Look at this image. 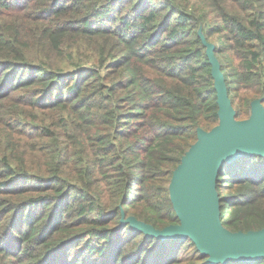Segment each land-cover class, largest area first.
Segmentation results:
<instances>
[{
  "label": "trees",
  "instance_id": "1",
  "mask_svg": "<svg viewBox=\"0 0 264 264\" xmlns=\"http://www.w3.org/2000/svg\"><path fill=\"white\" fill-rule=\"evenodd\" d=\"M199 33L235 118L264 107V0H0V264H203L121 224L178 223L172 173L218 123ZM216 190L226 229L264 228V157Z\"/></svg>",
  "mask_w": 264,
  "mask_h": 264
},
{
  "label": "water",
  "instance_id": "2",
  "mask_svg": "<svg viewBox=\"0 0 264 264\" xmlns=\"http://www.w3.org/2000/svg\"><path fill=\"white\" fill-rule=\"evenodd\" d=\"M199 36L211 64L218 123L210 130H197L196 141L172 173L168 191L178 223L155 229L121 212V224L161 241L189 238L206 256L203 264L264 260V228L247 232L226 229L220 221L216 190V179L224 163L242 156L264 157L263 99L251 102L248 118L236 119L220 63L214 55V45L203 34L199 33Z\"/></svg>",
  "mask_w": 264,
  "mask_h": 264
},
{
  "label": "rangeland",
  "instance_id": "3",
  "mask_svg": "<svg viewBox=\"0 0 264 264\" xmlns=\"http://www.w3.org/2000/svg\"><path fill=\"white\" fill-rule=\"evenodd\" d=\"M214 40V38H212V41Z\"/></svg>",
  "mask_w": 264,
  "mask_h": 264
}]
</instances>
